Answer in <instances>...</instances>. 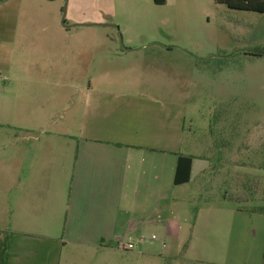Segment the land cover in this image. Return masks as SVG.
<instances>
[{"label":"rangeland","instance_id":"1","mask_svg":"<svg viewBox=\"0 0 264 264\" xmlns=\"http://www.w3.org/2000/svg\"><path fill=\"white\" fill-rule=\"evenodd\" d=\"M42 24L66 28L67 54L59 75L42 55L30 57L22 71L48 86L25 92L24 102L30 110L42 106L50 123H0L6 138L0 141V164L25 157L35 143L12 138L37 135L44 126L49 143L58 142L64 155L68 186L82 119L79 86L170 93L187 107L184 154L210 168L189 188L174 186L164 170L155 183L144 179V218L157 222L130 238L138 245L143 237V245L130 254L114 253V264H259L264 220L251 214L264 209V14L231 10L217 0H167L164 6L153 0H0V101H11L14 49L39 33L31 26ZM157 63L169 71H156ZM149 184L159 189L147 192ZM239 210L247 214L239 221L218 216Z\"/></svg>","mask_w":264,"mask_h":264},{"label":"crops","instance_id":"2","mask_svg":"<svg viewBox=\"0 0 264 264\" xmlns=\"http://www.w3.org/2000/svg\"><path fill=\"white\" fill-rule=\"evenodd\" d=\"M30 28L39 33L27 36L22 46L14 49V86L7 89L11 101H0L4 121L0 123H20L22 118L27 123H50V118L42 116V106L30 110L24 102L25 92L42 91L48 83L31 81L29 71L23 72L22 67L33 54L42 55L59 75L67 54L66 28L60 24ZM50 30L52 35L48 36ZM75 66L70 67L75 70ZM161 69L169 71L157 63L156 71ZM59 86L56 83L55 87ZM156 91L134 92L128 85L92 82L78 87V95L83 93L82 119L68 186L64 155L59 153L58 142L49 143L44 126L37 135L30 131L22 139L21 134L12 138L35 143H30L25 157L17 154L0 164L1 211L7 220L0 224V264L5 240L9 245L7 264H114V253H131L119 248V238L135 240L137 233L157 222L144 218L149 215V207L140 202L144 179L155 183L164 170L174 185L179 156L191 157L193 163L190 182L177 187L189 188L198 174H206L210 168L207 161L183 152L186 105L170 93ZM56 117L53 114L51 118ZM4 138L0 136V141ZM145 188L152 193L159 189L150 184ZM258 208L251 215L264 220V209ZM226 215L239 221L247 214L241 210L218 214L222 218ZM259 225L253 226L255 234ZM124 264H128L127 259ZM259 264H264V246Z\"/></svg>","mask_w":264,"mask_h":264},{"label":"trees","instance_id":"3","mask_svg":"<svg viewBox=\"0 0 264 264\" xmlns=\"http://www.w3.org/2000/svg\"><path fill=\"white\" fill-rule=\"evenodd\" d=\"M158 6H164L167 0H153ZM218 3L226 5L231 10L255 12L264 14V0H217ZM192 158L179 156L174 176V186L188 184L191 180ZM9 257V245L4 241L1 264H7Z\"/></svg>","mask_w":264,"mask_h":264},{"label":"built area","instance_id":"4","mask_svg":"<svg viewBox=\"0 0 264 264\" xmlns=\"http://www.w3.org/2000/svg\"><path fill=\"white\" fill-rule=\"evenodd\" d=\"M155 239H156V236L153 235L152 240H155ZM143 244H144V239L142 237L140 239L138 245H143ZM138 245H136V243L132 242V240L129 239L128 237H121L118 239V246L123 251H133L136 248H138Z\"/></svg>","mask_w":264,"mask_h":264},{"label":"water","instance_id":"5","mask_svg":"<svg viewBox=\"0 0 264 264\" xmlns=\"http://www.w3.org/2000/svg\"><path fill=\"white\" fill-rule=\"evenodd\" d=\"M63 25H64V22H63Z\"/></svg>","mask_w":264,"mask_h":264}]
</instances>
